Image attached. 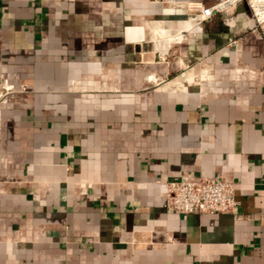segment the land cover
Masks as SVG:
<instances>
[{
	"label": "crops",
	"instance_id": "obj_1",
	"mask_svg": "<svg viewBox=\"0 0 264 264\" xmlns=\"http://www.w3.org/2000/svg\"><path fill=\"white\" fill-rule=\"evenodd\" d=\"M215 1H0V264H264V35ZM200 178L239 217L165 207Z\"/></svg>",
	"mask_w": 264,
	"mask_h": 264
},
{
	"label": "built area",
	"instance_id": "obj_2",
	"mask_svg": "<svg viewBox=\"0 0 264 264\" xmlns=\"http://www.w3.org/2000/svg\"><path fill=\"white\" fill-rule=\"evenodd\" d=\"M240 5L250 11L256 27L264 35V0H217L209 7L199 2H189L186 4V12L197 16L200 23L208 20L213 12L221 13ZM0 87L1 103L5 95L12 92L13 86L5 82ZM164 205L176 214H230L234 218L239 217L235 184L221 178L168 182L165 184Z\"/></svg>",
	"mask_w": 264,
	"mask_h": 264
},
{
	"label": "bare ground",
	"instance_id": "obj_3",
	"mask_svg": "<svg viewBox=\"0 0 264 264\" xmlns=\"http://www.w3.org/2000/svg\"><path fill=\"white\" fill-rule=\"evenodd\" d=\"M254 1H256V2H260V1H262V0H254Z\"/></svg>",
	"mask_w": 264,
	"mask_h": 264
},
{
	"label": "rangeland",
	"instance_id": "obj_4",
	"mask_svg": "<svg viewBox=\"0 0 264 264\" xmlns=\"http://www.w3.org/2000/svg\"><path fill=\"white\" fill-rule=\"evenodd\" d=\"M2 81H3V79H2Z\"/></svg>",
	"mask_w": 264,
	"mask_h": 264
}]
</instances>
